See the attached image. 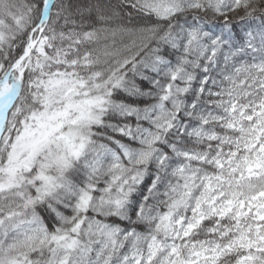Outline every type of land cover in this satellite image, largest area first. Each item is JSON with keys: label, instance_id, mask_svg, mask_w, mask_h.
<instances>
[{"label": "snow or ice", "instance_id": "1", "mask_svg": "<svg viewBox=\"0 0 264 264\" xmlns=\"http://www.w3.org/2000/svg\"><path fill=\"white\" fill-rule=\"evenodd\" d=\"M0 264H264V0H0Z\"/></svg>", "mask_w": 264, "mask_h": 264}]
</instances>
